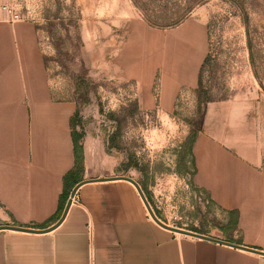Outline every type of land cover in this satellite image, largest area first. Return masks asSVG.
<instances>
[{"label":"crops","instance_id":"1","mask_svg":"<svg viewBox=\"0 0 264 264\" xmlns=\"http://www.w3.org/2000/svg\"><path fill=\"white\" fill-rule=\"evenodd\" d=\"M207 40L198 18L168 29L135 19L115 63L124 79L155 87L158 111L172 114L177 95L198 86ZM76 108L54 96L34 23L10 22L0 7V224L51 228L0 230V264H264V255L160 226L124 179L84 182L55 225ZM81 143V180L127 175L148 201L136 177L104 168L109 157ZM191 150L193 183L218 224L190 231L264 251V97L205 101Z\"/></svg>","mask_w":264,"mask_h":264},{"label":"rangeland","instance_id":"2","mask_svg":"<svg viewBox=\"0 0 264 264\" xmlns=\"http://www.w3.org/2000/svg\"><path fill=\"white\" fill-rule=\"evenodd\" d=\"M0 7L34 23L54 96L76 101V129L109 157L104 168L136 177L165 223L197 231L218 224L194 186L187 152L201 119L195 91L179 93L176 111L161 113L156 88L124 79L116 53L135 19L168 29L198 18L208 30L199 100L262 98L264 0H0Z\"/></svg>","mask_w":264,"mask_h":264},{"label":"trees","instance_id":"3","mask_svg":"<svg viewBox=\"0 0 264 264\" xmlns=\"http://www.w3.org/2000/svg\"><path fill=\"white\" fill-rule=\"evenodd\" d=\"M206 56L203 60L205 61ZM202 62V64H203ZM202 67V65H201ZM200 67V70H201ZM200 75V71H199ZM200 79L198 76V86L195 89V93L197 96V107H198V113L201 115L202 110L200 108L201 103L204 101H207L206 99H203V101L199 100V91H200ZM79 118H80V110L77 106L74 114L70 118V128H71V136L73 141V156H74V162L72 168L67 171L63 176V188L62 192L60 194V199L58 202V211L62 212L63 207L65 205L66 199L69 195V192L71 188L81 180L82 173H83V148L81 143L82 133L76 129V126L79 124ZM198 129H192L190 130V133L187 136V152L192 156V144L195 140L196 134ZM192 165L194 167V162L192 160ZM195 186V185H194ZM196 188V187H195ZM197 189V188H196Z\"/></svg>","mask_w":264,"mask_h":264},{"label":"water","instance_id":"4","mask_svg":"<svg viewBox=\"0 0 264 264\" xmlns=\"http://www.w3.org/2000/svg\"><path fill=\"white\" fill-rule=\"evenodd\" d=\"M111 179H124V180H127L129 181L131 184L134 185V187L136 188L140 198L142 199L148 213H149V216L152 218V220L154 222H156L157 224H159L160 226L166 228V229H169V230H172V231H175L176 233H180V234H184V235H188V236H192V237H197V238H202V239H206V240H211V241H214V242H218V243H223V244H227V245H231V246H234V247H238V248H241V249H244V250H248L250 252H254V253H257V254H261V255H264V251L262 250H257V249H254V248H249V247H245V246H240V245H237V244H233V243H230V242H227V241H224V240H221V239H218L216 237H212V236H208V235H204V234H200V233H197V232H193V231H190V230H187V229H183V228H179V227H173V226H169L167 225L166 223L162 222L155 214H154V211L152 210L150 204L148 203L142 189L140 188L139 184L134 180L132 179L131 177L127 176V175H117V176H101V177H98V178H85V179H82L80 181H78L70 190L69 192V195H68V198L65 202V205L63 207V210H62V213L59 217V219L57 220L56 224L57 225L58 223H60L62 221V219L64 218L69 206H70V203L72 201V198L74 197L75 195V192L77 190V188L82 185L84 182H87V181H91V180H99V181H102V180H111ZM54 227V226H53ZM2 229H14V230H22V231H30V232H34V231H48L49 229L51 228H47V229H42V230H33V229H30V228H25V227H20V226H15V225H8V224H0V230Z\"/></svg>","mask_w":264,"mask_h":264},{"label":"built area","instance_id":"5","mask_svg":"<svg viewBox=\"0 0 264 264\" xmlns=\"http://www.w3.org/2000/svg\"><path fill=\"white\" fill-rule=\"evenodd\" d=\"M3 10L6 12L8 20L10 22H15V21L21 20V16L18 12L13 11L11 9H6V8H3Z\"/></svg>","mask_w":264,"mask_h":264}]
</instances>
